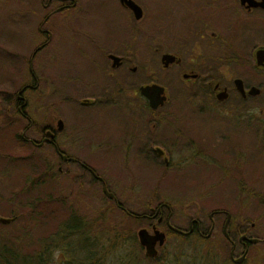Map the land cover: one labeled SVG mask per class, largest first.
Masks as SVG:
<instances>
[{"label":"flooded vegetation","instance_id":"1","mask_svg":"<svg viewBox=\"0 0 264 264\" xmlns=\"http://www.w3.org/2000/svg\"><path fill=\"white\" fill-rule=\"evenodd\" d=\"M52 1L58 2L57 6L45 13L36 28L42 39L27 57L22 58L28 79L20 82L11 100L12 112L24 121L18 138L32 148H47L49 162L46 167L53 177H70L77 170V176L73 177L78 179L75 189L86 193L99 187L104 195L105 188L114 199L104 196L131 217L125 221V230L121 231L125 238L121 234L115 236L124 238L125 241H118L121 245L128 242L125 245L127 254L125 257L117 255L113 264H182L176 238L196 235L201 240L206 239L215 226L212 216L217 213L224 214L220 236L229 245L223 261L229 264L245 261L250 247L264 241V237H256L258 241L254 243L239 241L240 235L254 236L237 229L234 240L227 230L228 221L227 238L224 237L221 229L226 212L211 211L207 228L199 219H188L183 228L177 220L170 218L171 210L165 207L168 205L165 202L149 204L138 214L131 213L107 188L95 163L117 155L125 162L131 157L145 162L151 153L159 158L161 176H164L167 170L181 168L183 163L197 165L200 161L214 160V148L203 143L211 129L204 123L210 119L206 110L216 111L217 115H233L234 126L245 129L247 113L254 112L245 102L259 98L263 90L264 0H111L118 14L117 20L112 21L105 14L108 6L103 3L105 1H100L93 13L101 25L95 28L70 27L73 14H81L83 18L86 12H92V5L86 0H80V4L77 0H45L42 6L48 8ZM129 1L138 6L137 17ZM60 10L69 25L63 33L68 42H64L63 53H60V43L52 44L44 59L53 63L46 66L37 56L53 37L42 24ZM136 49L143 51V60H135ZM62 56L64 63L60 69L64 79L60 84L53 79L57 75L54 62L61 61ZM151 61L158 65L161 81L151 79ZM246 68L253 74L248 78L254 77L260 83L247 80L249 72ZM234 80L240 81L241 87ZM41 82L45 88L39 91ZM153 83L162 87L164 96L155 108L149 106L141 93L143 87ZM250 87L258 91L248 94ZM28 91H32L37 99H48L44 121L37 122L31 115V108L33 112L43 107L38 102L31 107ZM56 98L62 99L61 108ZM231 99L233 101L228 102ZM181 100L190 102L192 107L180 108L177 105ZM175 101L177 105L172 107ZM63 108L64 114L55 112V109ZM5 110L9 112L8 107ZM257 110L255 113L263 114L262 107ZM67 112L71 113L72 119ZM179 114L181 118L192 115L191 132L182 122L176 123ZM34 130L38 140L26 135ZM157 140L158 146L152 144ZM225 142L227 144L216 151L227 157L226 161L218 162L221 163L220 172L223 176L232 173L243 178L247 162L244 145L241 140H234L233 145L229 139ZM254 147L256 152L262 151L258 140ZM82 222L84 220H79L78 228ZM85 226L100 227L101 220H93L91 224L85 221ZM140 230L144 231L143 236L148 241L153 242L149 253L139 242ZM67 238L65 245L69 246ZM168 240L177 243L170 244ZM237 247L240 249L238 255L234 253ZM68 254L72 255V251ZM241 255L239 262H233ZM102 256L96 252L89 259L99 264ZM248 261L264 264L255 256Z\"/></svg>","mask_w":264,"mask_h":264},{"label":"rangeland","instance_id":"2","mask_svg":"<svg viewBox=\"0 0 264 264\" xmlns=\"http://www.w3.org/2000/svg\"><path fill=\"white\" fill-rule=\"evenodd\" d=\"M86 1L92 5V12H86L83 18L81 14H73L70 27L95 28L100 26L96 13H93L94 10L96 12L97 3L100 1H105L103 3L108 6L105 14L109 20H117V9L111 0ZM44 2L45 0H0V92L2 93L0 106L2 110L8 106L9 112H12L13 93L20 82L28 79L22 58L27 57L42 39L36 29L41 18L58 4L52 1L48 8H44L42 6ZM80 3L81 1L77 0V4ZM65 20V14L63 10H60L47 17L42 24L43 28L52 32L53 37L51 43L37 56L38 59L44 60L41 62L46 66L53 63L51 60H45L52 44L60 43V53H63L64 42H68L65 39L67 36L63 35L64 28L69 26ZM144 57L141 49L135 50L136 61L143 60ZM54 63L57 65V72H55L57 75L53 79L61 84L64 79L63 71L60 69L64 63L63 59ZM151 70V79L161 81L160 70L153 61H151ZM246 71L249 72L247 80L253 79V82L260 83L254 77L248 78L253 74L247 68ZM262 85L263 90L259 98L245 102V105L248 108L252 107L254 111L247 113L251 116L249 119L246 118L245 129L234 126L233 115H217L216 111L206 110L210 119L205 120L204 123L211 129L208 130L203 143L205 146L214 148V160L200 161L197 165L183 163L181 168H170L164 176H161L159 158L153 157L151 153V157L145 162L132 157L125 162L121 155H117L112 159L103 158L97 161L96 171L117 201L131 213L138 214L149 204L165 202L171 210L170 218L177 220L183 228H186L187 220L193 218L199 219L206 227L209 224L208 214L213 210H222L229 214L227 230L234 240L237 229L244 230L248 236L263 238L264 80ZM44 88L41 82L39 91ZM27 95L30 96L31 107L38 102L39 106L44 108L33 112L31 108V115L37 122L44 121L47 118L45 106L48 104V99L46 97L37 99L32 91H28ZM55 101L61 108L62 99L56 98ZM230 101L233 100L228 102ZM176 105L177 101L172 104V107ZM177 106L192 107L190 102L187 103L184 100H181ZM260 107L263 108V114L255 113ZM62 110L64 111V108L55 109V112L59 113ZM67 115L72 119L71 113L67 112ZM12 116L15 121L11 125L0 126V216L8 217L11 213L24 211L27 206L25 202L48 194L51 199L53 196L55 198L66 197V199L63 202L61 200L65 207L56 209L51 218L47 219L48 221L34 214L32 220L25 218L24 221L14 222L7 227L0 228V233L22 236L24 245L36 237H51L53 241L50 240V242L54 245L48 253L46 264H96L94 259H89L96 252L103 255L99 264H113L117 255L125 257L127 254L125 245L128 242L121 245L118 241H125L123 240L125 235L121 231L125 230V221L131 217L115 207L113 202L101 193L99 187H93L86 193L75 189L78 179L73 177L77 176V170L70 177L54 176L55 178L50 180L51 184L49 180L44 184L37 182V175L44 172V167L49 162V152L45 146L32 148L17 137H12V134L19 132L20 126L24 124V121L19 119L14 112ZM176 117L178 119L176 123L182 122L186 130L191 132L189 125L194 123L192 115L186 114L181 118L179 114ZM199 127L201 128V125ZM26 135L36 140L39 138L35 130L27 132ZM227 139L231 145L234 140H241L244 145L247 162L243 178L232 173L223 176L220 172V164L226 161L227 157L225 153L220 154L216 151L227 144L225 142ZM255 140L261 144V152L255 151ZM152 144L158 146L159 142L157 140ZM87 163L92 165L90 161ZM51 202L53 203V200ZM58 205L60 204L57 201L52 204L53 207ZM212 218L215 226L206 239L201 240L196 235L176 238L179 246L177 251L181 253L182 264H229L226 260L223 261L227 257L229 245L220 236L224 214L217 213ZM97 219L101 220L100 227L85 226V221L91 224V221ZM79 220H84L82 224L80 223V228H78ZM250 223H252L251 227H249ZM119 228L121 229L117 230ZM116 234H121L124 238L115 237ZM65 238L69 246L62 244ZM168 242L177 243L173 240H168ZM69 251H72V255L68 254ZM239 252L240 249L237 247L234 253L238 255ZM254 256L261 263L264 262V241L252 245L247 259L240 264H248V260H253ZM77 259L85 262L82 263Z\"/></svg>","mask_w":264,"mask_h":264},{"label":"trees","instance_id":"3","mask_svg":"<svg viewBox=\"0 0 264 264\" xmlns=\"http://www.w3.org/2000/svg\"><path fill=\"white\" fill-rule=\"evenodd\" d=\"M1 96L2 93L0 92V100ZM7 107L2 110L0 106V126H9L15 121L12 116L13 112H6L5 109ZM247 116V119H249L251 115ZM17 134L18 132H15L14 134H12V137L14 136L15 138H18ZM54 178L55 177H53V175L48 171V168L45 165L44 172L39 173L36 180L37 182H42L43 184L46 183L47 180H49L51 184L50 180ZM64 199H66V197L55 198V196H53V198L51 199L48 194L46 196H42L41 198H36L33 201L25 202L27 205L25 206L26 209L19 213H11L8 216L9 222L6 224L0 223V228L7 227L14 222H20L21 220L24 221L25 218L28 220H32L31 218L32 216H34V214L39 215V217H41L42 219L47 220L51 218V215L54 214L56 209H63L65 207V204L61 203V200L63 202ZM52 200L53 203L57 201L60 205H58L57 207H53L54 205L52 206ZM24 233H26L25 230ZM50 240L53 241L49 236H40L31 239L27 245H24L22 236H18L16 234L12 235L10 233H0V264H46V260L49 256L48 253L52 250L51 247L54 245L53 243L51 244ZM62 244H66L65 239H63ZM248 253L249 251H247V255ZM247 255L246 259L248 257Z\"/></svg>","mask_w":264,"mask_h":264},{"label":"water","instance_id":"4","mask_svg":"<svg viewBox=\"0 0 264 264\" xmlns=\"http://www.w3.org/2000/svg\"><path fill=\"white\" fill-rule=\"evenodd\" d=\"M129 3H130V6L132 8H134V10L136 12V17H137V11L139 10L138 6L136 4H134L132 1H129ZM56 10H58V9H56ZM234 82H235L236 85L238 84L241 87V82L240 81L234 80ZM257 91L258 90L255 87H250L247 93L248 94H255ZM141 93L146 97V99H147V101L149 103V106L151 108H155L157 105L161 104L162 100L164 99V96L161 94L162 93V87L159 86V85H157V84H154V83L153 84H150V85H146L145 87H143L141 89ZM58 122H60V121H58ZM156 150L158 151L159 149L156 148ZM103 193H104V195H107L109 198H113L112 197V194H110L109 192H107L105 188H103ZM165 207L166 208H169L168 205H165ZM228 218H229V215L226 212L225 213V222H224V224L222 226V229H221L222 235L224 237H226V238H227V234H226V231H225V227H226V223L228 221ZM192 220L194 221L195 219H192ZM8 222H9V218L8 217L0 216V223L1 224H6ZM143 232L144 231H142V230H140L138 232L139 242L142 245L145 246L146 251L149 253L150 252L151 245H152L153 242H152V240L151 241H148V239H146V237L143 236L144 235ZM153 238H155V237H153ZM238 240L239 241L240 240H244V241H246L248 243H254V242L258 241L256 238H253V237L248 238V237H245L243 235H240L238 237ZM160 242H161V240L159 239V243ZM151 252H153V250H151ZM241 258H242V255L239 256L236 259H233V262H235V263L236 262H239L241 260Z\"/></svg>","mask_w":264,"mask_h":264}]
</instances>
